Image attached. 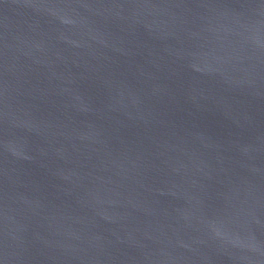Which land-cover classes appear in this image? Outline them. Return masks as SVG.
<instances>
[{
  "label": "water",
  "instance_id": "water-1",
  "mask_svg": "<svg viewBox=\"0 0 264 264\" xmlns=\"http://www.w3.org/2000/svg\"><path fill=\"white\" fill-rule=\"evenodd\" d=\"M0 264H264V0H0Z\"/></svg>",
  "mask_w": 264,
  "mask_h": 264
}]
</instances>
